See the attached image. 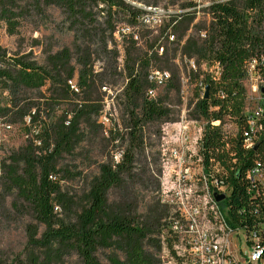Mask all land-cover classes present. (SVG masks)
I'll list each match as a JSON object with an SVG mask.
<instances>
[{
    "label": "trees",
    "instance_id": "trees-1",
    "mask_svg": "<svg viewBox=\"0 0 264 264\" xmlns=\"http://www.w3.org/2000/svg\"><path fill=\"white\" fill-rule=\"evenodd\" d=\"M159 3L0 0V20L12 35L25 16L51 20L50 10L64 16L73 34L71 45L50 49L43 64L28 56L7 58L0 49V91L8 94L0 99V120L35 133L9 157H0V211H12L15 222H26L24 251L10 263L0 258V264H66L72 258L79 264H164V248L176 256L171 228L178 214L162 196L161 152L160 169L150 170L145 129L179 121L171 103L174 98L181 104L178 59L198 67L191 71L195 87L189 117L205 124L199 156L210 192L216 190L214 183L227 189L217 207L226 211L228 227L262 232L264 182L248 173L257 165L264 172V133L247 148L243 81L247 63L264 56V0L215 2L206 10L209 23H195L194 11L181 20L173 18L171 32L151 36L141 19L147 14L144 8H158ZM116 34L122 38L121 49ZM202 65L215 73L207 71L200 79ZM154 73L163 75L162 80L157 82ZM165 75L164 95L149 97ZM122 78L121 123L101 138L106 133L98 123L104 89ZM225 122L233 129H225ZM98 139L108 146L118 142L120 158L91 161L98 174L82 195H73L63 185L73 173L59 168L60 161L79 149L84 160L92 159L83 145ZM141 160L145 165H139ZM150 189L160 191V198L147 202Z\"/></svg>",
    "mask_w": 264,
    "mask_h": 264
},
{
    "label": "rangeland",
    "instance_id": "rangeland-1",
    "mask_svg": "<svg viewBox=\"0 0 264 264\" xmlns=\"http://www.w3.org/2000/svg\"><path fill=\"white\" fill-rule=\"evenodd\" d=\"M226 1L229 0H160L158 8H144L147 14L142 17L141 23L144 29L151 33V36H156L164 30H167L168 33L171 32L172 27L176 24H172L173 18L179 17V20H181L183 15L194 11H197L195 23H209L210 17L206 13L207 8L215 2ZM21 5L23 6L24 4L22 3ZM192 5H195V7H192ZM28 7L24 6L26 10ZM50 14L53 17L49 21L41 19V16L36 14L32 18L25 16V18L20 20L21 25L13 35L9 32L8 26L0 20V49L6 54L7 58L28 56L31 60L43 64L50 49L56 52L63 47L71 45L73 34L68 30V24L65 22L64 16H61L58 10H50ZM123 28L125 27L123 26ZM124 32H130V30L125 28ZM204 34L203 32L201 37H204ZM116 39L121 49L122 38L119 34H116ZM143 44L141 42V45ZM121 53H123L122 50ZM176 63L182 72L181 104L179 105L178 100L174 98L171 103L175 105L173 109L176 117H179V121L176 124H150L145 129L146 156L148 157L151 171H158L160 169L158 155L160 152L163 155V177L160 183H162V188L165 190L169 188L178 189L175 185V178L176 175L185 169V166H188L190 172L196 173L198 171L195 164L196 160L194 161V159L197 158V142L202 131V122L197 123L189 117V113L192 112L194 107V104L191 108L189 105L194 101L193 89L195 87V82L191 78L193 76L191 71L196 70L198 67H196L193 61L190 62L186 59H178ZM207 71L215 73L214 68L210 70L206 65H202L200 79L205 77ZM167 79L168 77H165L162 84H158L156 90L153 94H149V97L154 99L164 95ZM74 84H72V88H74ZM125 84V79L122 78L119 80L117 86L104 89L106 92L105 108L98 123L103 125L106 133L101 138L108 135L109 131H114L116 125L121 123L123 111L119 94L122 92ZM243 84L247 90L248 84L245 81H243ZM204 92L205 89L201 91V94ZM7 95L0 91L1 100H6ZM224 125L225 129H233L229 122H225ZM8 126L11 128H8ZM161 131H163L162 138L159 136ZM32 135H35L34 129L29 135L24 125H9L0 120V157H9L14 151L23 147L29 136ZM98 140L83 145L84 149L90 152V157L94 160L91 158L84 160L79 149V154L77 152L72 155H64L60 161L59 168H66L73 173L71 179L68 178L63 182L65 190H68L73 195H82L89 181L98 174L97 165L91 163V161H107L111 156H114L115 161H118L120 158L119 148H116L117 145H120L118 142L108 146L107 143H102L100 139ZM173 151H177L183 160L187 158V162L185 165L183 164V168L174 157L173 159L171 158ZM156 160L157 164H155ZM139 165L143 166L145 162L142 161V164L139 163ZM159 192L155 189L145 192L147 195L146 201L150 202L154 198H160ZM187 194H189L188 190ZM10 202L11 200H8V208H10ZM4 211H0V258L10 263L25 249L24 226L26 222H15L13 212L8 213ZM236 248L239 250L238 243ZM163 250L161 255L164 261L167 259V253L165 248ZM102 259L104 260L103 257ZM66 264H79V262L77 259L72 258Z\"/></svg>",
    "mask_w": 264,
    "mask_h": 264
},
{
    "label": "built area",
    "instance_id": "built-area-1",
    "mask_svg": "<svg viewBox=\"0 0 264 264\" xmlns=\"http://www.w3.org/2000/svg\"><path fill=\"white\" fill-rule=\"evenodd\" d=\"M153 77L158 82L163 75L154 73ZM244 81L248 84L245 108L248 131L245 143L247 148H252L259 135L264 133V56L247 63ZM201 124L198 154L194 159L198 171L190 172L188 166H185L176 175L177 190L162 188L163 198L175 206L178 214L171 228L175 235L173 250L176 256L171 257L166 252L164 264H264V224L260 233H247L244 229L234 230L228 227L224 218L227 213L219 211L215 199L219 195L227 196L226 187H219L214 183L216 190H209L200 166L199 145L205 127L204 123ZM173 157L183 168L187 158L183 160L177 151H173L171 158ZM248 176L254 181L264 182V172L260 165L253 168ZM237 243L239 250L236 248Z\"/></svg>",
    "mask_w": 264,
    "mask_h": 264
},
{
    "label": "water",
    "instance_id": "water-1",
    "mask_svg": "<svg viewBox=\"0 0 264 264\" xmlns=\"http://www.w3.org/2000/svg\"><path fill=\"white\" fill-rule=\"evenodd\" d=\"M206 91H208V89ZM263 92H264V90H263ZM206 96H208V93H206ZM225 197H226L225 195H219V196H217L215 198L216 199V202H220V201L224 200Z\"/></svg>",
    "mask_w": 264,
    "mask_h": 264
}]
</instances>
